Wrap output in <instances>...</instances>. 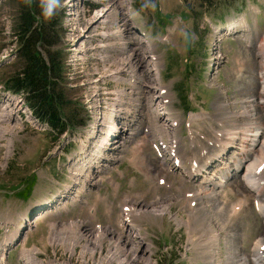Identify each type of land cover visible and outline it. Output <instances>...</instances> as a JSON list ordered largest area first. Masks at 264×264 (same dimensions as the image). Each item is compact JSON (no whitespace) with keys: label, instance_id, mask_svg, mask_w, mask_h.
I'll use <instances>...</instances> for the list:
<instances>
[{"label":"rangeland","instance_id":"374dc122","mask_svg":"<svg viewBox=\"0 0 264 264\" xmlns=\"http://www.w3.org/2000/svg\"><path fill=\"white\" fill-rule=\"evenodd\" d=\"M112 2L59 0L66 34L56 47L65 48L67 44V75L77 81L73 86H80L81 100L92 115L93 106H102L109 93L107 81H103L104 71L109 70L104 57L106 49L93 51V44H100L101 36L120 18H110L105 25L91 21ZM135 4L145 29L155 38L157 56L147 63L158 67L161 82L169 93L167 105L179 123V136L187 152L195 147L196 155L192 154L197 159L200 147L196 142L191 145L189 135L193 133L197 140L212 145L213 142L207 143L208 135L215 139L214 133L221 129L213 116L217 99L224 97L233 103L234 111L240 110L244 98H250L254 105L259 102L256 91L263 85L259 63L264 62V57L257 50L264 44V0H135ZM122 5L124 16L132 22L127 10L131 0L122 1ZM19 11L17 0L0 1V109L4 112L0 115V237L4 233L14 234L20 219L27 215V220L37 221L38 207L59 196L53 213L18 229L19 233L24 232L23 241L10 249L8 264H24L25 255L31 258L29 264H156L163 254L172 264H209L211 257L213 264H253L249 255L256 237L264 234V217L257 210L252 192L245 189L249 197L241 192L242 175L251 158L237 153L235 147L227 154L231 165L229 178L223 187L214 189L216 194L204 199L210 205L206 216L204 209L209 207L203 200L195 197L189 206L188 200L193 198L183 196L191 182L175 164L173 155L163 150V157L159 156L152 140L153 125L148 124V119L145 123L137 122V132L118 142L121 146L117 149L110 147L104 152L102 161L97 158L103 165L96 170L90 167L87 143L81 141V124L61 136L46 125L26 124L14 114L19 95L9 93L6 81L22 66L16 37ZM230 23L237 25L232 32L226 30ZM79 34L86 41L77 50L70 49V43ZM144 77L150 79L148 74ZM68 82L60 80L70 107L77 110L78 120L85 119L86 112L79 105L80 90L70 88ZM247 88L253 92L247 93ZM3 95H9L10 100ZM257 117H245L240 130L252 134L263 127L262 113ZM226 122L231 128L236 121L227 118ZM171 136L163 133L164 141L169 142ZM242 144L252 151L256 142ZM259 144H264V134ZM185 165L189 166L190 160ZM92 170L96 177L90 181L88 174ZM195 184L204 192L211 189V185ZM63 191L66 196L60 197ZM125 198H129L128 206H133L134 212L131 224L124 230L120 222ZM239 199L247 200L246 208L235 217L230 203ZM214 201L221 211L216 210ZM213 214H217V223L210 225L207 222ZM195 218L203 220V227L207 223L206 235L202 236L201 229L194 230ZM2 221L9 223L7 227L2 226ZM69 223L78 226L69 229ZM100 227L105 231L103 237L96 233ZM115 232H122L118 243L114 242ZM134 245H138L137 253L135 248L130 250ZM34 246L38 251H33ZM24 247L28 250L22 255ZM210 250L215 251L213 255Z\"/></svg>","mask_w":264,"mask_h":264},{"label":"bare ground","instance_id":"6f19581e","mask_svg":"<svg viewBox=\"0 0 264 264\" xmlns=\"http://www.w3.org/2000/svg\"><path fill=\"white\" fill-rule=\"evenodd\" d=\"M111 1L113 2L111 3L110 7L106 6L100 9V11L95 14L93 20L91 21V24L104 23L105 25L110 20V18L111 19L114 18V20L115 17L120 18V21H117L107 34H103L101 36L100 44H95V45L93 44V51H95L97 48L106 49L105 50L106 54L104 55V57L107 60L106 68L107 67L109 68V70L104 71V76H103V81H107L105 86L109 87L106 88L109 91V93L106 96V99H103L104 104L102 106L98 108L93 106L95 115L94 114L92 115L93 119L92 122L90 123V128L93 131L99 130L102 133L104 132L108 124L109 114H111L110 120H113L114 118L113 116L118 114L117 117L118 128L122 132L125 131V128L128 124H131L133 122V118L129 119V116L126 113L128 110L126 109V106L129 107L130 110L133 108L132 106L134 105L135 95L139 96V90L137 89L139 76H142L145 70H146L145 71L146 74H148L149 72V64L147 63L148 61L147 59L149 58V53L147 49L146 38L143 37L141 34H139L136 30L137 28L135 24L133 22L128 21V18L124 16L123 13L124 6L122 5V1L124 0H111ZM127 10L130 13V10L129 9ZM231 24L234 23H230L229 25ZM236 27L237 25L235 26V28ZM232 28H234L233 25L229 27V29ZM85 41L86 40L84 39V37L79 34V36L76 37V39H74L70 43L71 44L70 49L73 47L75 50H77L76 48L80 47V44H83ZM74 44H79V45L75 46ZM257 51L261 53L262 57H264V44L261 45V47L258 48ZM104 62L105 61H103V63ZM259 65H260V74L263 85H261L262 87H260V89L259 90L257 89L256 91L257 100H259V102H257L256 105H254V103L250 100V98L247 99L244 98L245 100L243 99L244 101L243 104H241L240 110L234 111L231 108L233 103H230L224 97H221L216 101L215 104L216 114L213 115L216 118V120L219 122L218 124L219 127H221V129L216 131V133H214L216 134L215 139L212 137L213 135L212 136H210L211 134L208 135L209 138L207 140V143L209 142L208 144H210V142H213L212 145H207L204 143V141L197 140V137L193 135V133H190L189 138L191 145H194L193 143L196 142L197 143L196 146L200 147L201 153L198 154L197 156L198 160L193 156V154L196 155L194 153L195 147L192 148L190 152L191 154L186 151L185 149L186 147L182 140V137L179 136L178 127H177L179 123L177 119L175 120L174 123L176 127L164 123L155 124L154 126H152V134H153L152 140L157 151L159 152V156L163 157V150H168L170 152V156L173 155L172 158L175 160V162L179 164L177 166L183 171L182 172L183 175L191 182V186L189 187L190 189L186 188L184 190L185 193H183V196L193 198L188 200L189 206H192V202L196 200L195 197H197V199L203 200L202 203L204 205L207 204L206 206L209 207L208 209H204L206 211V216L210 213V205L204 199L210 198V196L216 194L215 193L216 190L214 191V189L218 187H223L224 182L226 181V179L229 178L230 176L229 174L231 172V165L229 163V157L227 158V154L230 152V150L233 149V147H235V150H238L237 153L238 152L242 153L244 154V157L251 158L249 162L246 161L247 165L245 168V174L242 175L244 181L242 185H244V187L241 185L242 186L240 187L241 192H246L245 190L246 188L252 192V198L255 202L257 210L262 214V217H264V144L262 146L259 144L261 139H263L264 125L262 124L263 127L262 126H261L262 128L258 127L257 130L254 131L252 134H246V130H240L241 128L239 126L245 117L251 116V118L255 117L254 118L255 120L258 119L257 116L259 115V113H262V117L261 119L259 117V119L264 121V62L262 63L260 62ZM67 69H68V65H67ZM149 76H154V77H152V80L150 79V82H146V83L144 82L143 84L145 86L147 85L151 98L154 100H162L164 103L168 104L169 93L167 91L165 84L161 82L160 75L158 73L156 75L155 73H152ZM125 80H128V86H129L128 88H130L127 94L123 93L121 90V82ZM143 91L145 92V90ZM246 92L252 93L253 89L252 88L248 89L246 90ZM125 96L128 97L124 98ZM14 104L15 107H18V108H14L15 109L14 114L18 115L19 117H21L22 113H26V111L29 112V108L25 104L22 94H19V98ZM23 104L25 106L21 108ZM2 110L3 109H0V115L4 114ZM227 118H232L234 119V121H236L235 124H233V127L231 128L227 127V122H226ZM237 122L238 124H236ZM247 131H249L248 128ZM163 133L172 134L169 142L164 141ZM244 142H253V143L256 142V145L252 151H247L244 145L242 144ZM81 160L84 159L81 158ZM188 160H190V165L186 166L185 163ZM99 165L100 164H97L96 166ZM166 169L168 171L169 167H167ZM89 179L90 180L95 179L94 172L89 173ZM195 183L211 185L210 186L211 189L204 192L202 190L197 189L195 186L197 184ZM234 183L237 184L236 181H234ZM236 186H240V184L239 185L237 184ZM246 193H247L246 197H249L250 194L248 192ZM75 197L76 196H74L73 199H75ZM249 200L250 199H248V201ZM128 202H129V198H125L122 202L123 212L121 215L122 219L120 223L121 226H123L124 230L126 229L127 226H129V224H131L132 221L131 216L132 213L134 212L133 206L132 208L129 207ZM246 202H247L246 199H239L234 204L233 201H231L230 205L232 206L231 209L233 210L232 216L236 215L235 217H237L238 215H240L242 211L244 212V209L246 208V204H245ZM59 204L61 203L59 202ZM214 207L216 208V210L221 211L222 209L220 205L215 203V201H214ZM216 216L217 214L216 215L213 214L211 216L209 215V219L207 218L208 219L207 223H209L210 225L212 224V222L217 223ZM196 218H195L196 222L194 224V230L197 231L201 229L200 232L203 236V234H205L204 230L207 223L203 227L202 225L203 220L200 221L199 218L198 219ZM197 222L198 224H196ZM77 226H78L77 223L76 224L69 223L67 228L74 229ZM208 229H210V227H208ZM112 230L115 231L114 229ZM136 232L140 235L139 229ZM96 233L97 235L103 237L105 231L103 230V228L100 227L96 231ZM115 233L117 234V236L114 239V242L118 243L122 240V232H115ZM118 235H120L121 237H119ZM16 237H17V232L11 235L9 239L4 244H2L1 247L2 250L7 248V244L14 241ZM75 241L76 240L74 239L73 242ZM138 245H134L130 247V250L133 251L134 248L136 250L138 248ZM251 249L252 252L249 255V257L251 258V262L253 264H264V234H262V236L256 237L254 245L252 246ZM214 252L215 251L210 250L209 254L213 255ZM213 258L214 257H211V260L209 259L211 261L209 264H213ZM24 259H26L24 260L25 263L31 262L27 257H25ZM243 259L244 257L242 256L241 260ZM241 264H243V262Z\"/></svg>","mask_w":264,"mask_h":264},{"label":"trees","instance_id":"16d2710c","mask_svg":"<svg viewBox=\"0 0 264 264\" xmlns=\"http://www.w3.org/2000/svg\"><path fill=\"white\" fill-rule=\"evenodd\" d=\"M17 2L20 11L16 37L20 44L22 66L9 77L6 86L11 91L25 93L29 106L58 135L75 130L85 119L78 120V112L71 109V101L60 83L64 76L63 49L56 47L62 40L60 8L45 21L41 16L39 0ZM156 264L172 263L167 262L163 254Z\"/></svg>","mask_w":264,"mask_h":264},{"label":"clouds","instance_id":"9594fccd","mask_svg":"<svg viewBox=\"0 0 264 264\" xmlns=\"http://www.w3.org/2000/svg\"><path fill=\"white\" fill-rule=\"evenodd\" d=\"M41 16L45 21L51 19L59 7V0H39ZM38 20L40 17L37 18Z\"/></svg>","mask_w":264,"mask_h":264},{"label":"water","instance_id":"95a60500","mask_svg":"<svg viewBox=\"0 0 264 264\" xmlns=\"http://www.w3.org/2000/svg\"><path fill=\"white\" fill-rule=\"evenodd\" d=\"M190 38H191V36L188 35L187 40H186V46H187L188 51L190 50Z\"/></svg>","mask_w":264,"mask_h":264}]
</instances>
